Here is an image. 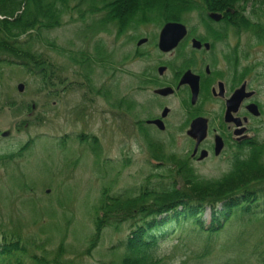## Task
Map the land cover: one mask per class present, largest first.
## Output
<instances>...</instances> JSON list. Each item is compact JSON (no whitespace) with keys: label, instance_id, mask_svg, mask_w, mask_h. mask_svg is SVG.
Listing matches in <instances>:
<instances>
[{"label":"rangeland","instance_id":"1","mask_svg":"<svg viewBox=\"0 0 264 264\" xmlns=\"http://www.w3.org/2000/svg\"><path fill=\"white\" fill-rule=\"evenodd\" d=\"M119 6L118 3L117 12H121ZM70 7L62 25L45 37L54 46L38 45L35 49L42 55L41 66L32 67L34 60L26 55H18L16 59L20 60L11 59L14 65L0 64V158L6 156L0 159V235L21 238L28 252L45 255L50 262L63 248L59 261L66 264H120L124 249L114 253L110 249L128 236L130 230L126 226L119 231H105L99 247L91 254L87 250L95 229L94 219L101 212L97 209L102 191L132 195L147 177L159 172L151 165L162 161L158 151L138 138V132L126 125L123 112L114 105L120 97L134 95L132 76L147 66L139 59L134 60L135 51L142 50L137 48L138 41L146 38L155 43L161 27L153 21L154 24L146 23L148 26L144 28L125 30L130 18L125 16L127 19L122 23L108 21L101 0H71ZM92 7L95 12L90 11ZM187 13L183 19L185 25L191 30L201 29L198 15ZM118 17L120 21L125 18ZM81 31L87 36L81 37ZM229 38L241 46V66L252 67L254 88L264 103V41L261 43L258 37L242 31H232ZM21 41H27V35ZM95 47H102L114 61L103 69L100 62L94 63L98 67L92 77L95 85L100 86L103 79L113 91L107 96L104 93L103 97L90 93L92 87H86V81L76 74L81 66L72 61V56L77 54L95 59ZM154 59L152 53L150 63ZM40 73L41 76H36ZM20 84L25 86L23 93L18 91ZM45 86H49L46 91L42 90ZM118 92L116 101L110 98ZM134 100L145 104L140 96ZM178 119L176 114L167 132L173 137L172 144H167V154H182L189 148L185 132L180 133L174 126ZM255 126H260L256 139L263 141L264 118ZM5 132H10L9 139L2 138ZM84 134L98 138L101 159L108 160L109 164L96 160L93 151L88 152L90 147L79 137ZM168 136H158L155 140L164 141ZM28 143H31L30 149L23 150ZM262 161L264 164V156ZM229 167L226 163L207 162L194 167V171L199 177L216 181ZM203 221L210 224L208 211ZM260 223L256 228H249L244 237H239L243 231L236 228L227 229L211 240L202 232L190 229L187 233L179 232L159 249L160 262L260 264L262 250L256 243L257 240L264 242V224L260 226ZM208 241L210 249L206 256ZM36 247L43 251H34Z\"/></svg>","mask_w":264,"mask_h":264},{"label":"trees","instance_id":"2","mask_svg":"<svg viewBox=\"0 0 264 264\" xmlns=\"http://www.w3.org/2000/svg\"><path fill=\"white\" fill-rule=\"evenodd\" d=\"M242 1L101 0V3L108 21L114 19L115 22L122 23L130 18L128 26L124 28L128 30L136 28L144 21H157L163 14L167 19L179 21L182 14L190 10L224 12L237 7L244 12L246 5H242ZM70 3L71 0H0V17L3 18L0 20V64L8 63L11 59L20 60L16 59L18 55H26L30 57L29 60H34L30 64L32 67L41 66L39 60L42 55L35 52V49L44 42L48 43L43 39L45 33L62 25L63 18L71 10ZM118 3L122 13L117 12ZM253 8L256 13L261 11L264 14V10H261L264 9V0L253 3ZM90 9L92 12L96 11L93 7ZM121 15L127 18H121L120 21L118 16ZM25 35L27 41H21ZM78 60L80 62L85 59ZM23 61L29 63L28 60ZM37 75L41 76V73ZM47 78L48 76L46 80ZM263 152L264 147L255 146L251 159L238 161L227 176L216 181L200 178L187 165L176 164L173 158H169L170 170L168 169V176L163 177L166 185L160 182L156 187L143 186L137 198H110L104 193L97 209L101 212L94 219L95 229L87 251L91 254L99 247L107 229L119 231L123 225L128 226L129 223L130 235L119 246L112 247L111 253L124 249V260L120 264H158L156 252L159 235L172 224L166 220L158 221L157 218L172 213L171 211L175 212L178 206L188 207L192 216H197L200 210L202 213V208L206 206L212 208L211 226L204 228L200 220L196 222L209 238L223 231L235 212L238 226L246 228L252 222L251 218L257 215L253 212L254 209L264 203ZM219 205L222 206L221 210H217ZM258 215L264 218V212ZM34 251L43 250L36 247ZM63 252L61 248L58 256L50 262L45 255L34 254L35 252L30 254L21 238L13 234L0 236V264H66L59 261ZM260 261L264 264V250Z\"/></svg>","mask_w":264,"mask_h":264},{"label":"flooded vegetation","instance_id":"3","mask_svg":"<svg viewBox=\"0 0 264 264\" xmlns=\"http://www.w3.org/2000/svg\"><path fill=\"white\" fill-rule=\"evenodd\" d=\"M204 31L199 36L188 30L184 41L169 53L160 52L157 43L148 42L150 50H155L159 59L133 75L134 95H124L121 107L127 122L136 131L142 126L155 132L167 131L176 114L179 119L174 126L178 131L189 129L197 119H205L207 137L201 142L189 137V148L183 155L193 167L207 162L231 165L238 158L247 159L253 154L254 139L260 127L255 123L264 118V103L260 92L254 88L253 69L241 66V46L230 41V32ZM196 40L200 47L194 49L193 41ZM196 81L199 94L193 101L194 89L191 87ZM248 94L252 96L248 97ZM136 96L144 98L145 104H138L134 100ZM236 96L237 99L244 98L238 106ZM128 101H133L139 111L127 113ZM252 105L258 107L260 117L250 111ZM166 110L168 112L164 115ZM142 114L147 118L144 124L140 122ZM157 120L163 122L164 129L160 125L148 124ZM219 139L222 149L217 155Z\"/></svg>","mask_w":264,"mask_h":264},{"label":"water","instance_id":"4","mask_svg":"<svg viewBox=\"0 0 264 264\" xmlns=\"http://www.w3.org/2000/svg\"><path fill=\"white\" fill-rule=\"evenodd\" d=\"M180 29H182V27L176 26V25H170V26L166 27V29L164 30V35L166 36L169 33L179 32ZM177 35H179V34H177ZM180 38L181 37H179V39L177 41H175V43H177L180 40ZM19 90H20V92H22L23 86H20ZM193 127L196 128L198 131H201V133L205 132V128L204 127L201 128V126L198 123H196ZM9 135H10V132H5L2 136L8 137Z\"/></svg>","mask_w":264,"mask_h":264}]
</instances>
